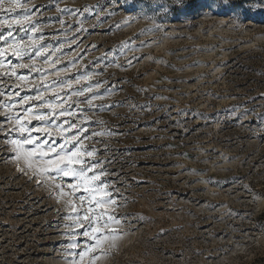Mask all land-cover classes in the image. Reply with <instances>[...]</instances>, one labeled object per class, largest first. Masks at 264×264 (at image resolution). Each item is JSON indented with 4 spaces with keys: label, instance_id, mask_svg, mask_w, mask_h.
I'll list each match as a JSON object with an SVG mask.
<instances>
[{
    "label": "rangeland",
    "instance_id": "rangeland-1",
    "mask_svg": "<svg viewBox=\"0 0 264 264\" xmlns=\"http://www.w3.org/2000/svg\"><path fill=\"white\" fill-rule=\"evenodd\" d=\"M24 2L38 33L20 25L0 33L9 43V31L25 42L31 35L48 61L9 54L0 72L11 71L9 61L27 64L16 72L28 81L19 88L16 77H0V104L11 92L23 115L19 97L36 96L42 75L49 84L89 77L73 88L91 86L95 107L55 91L77 113L57 123L83 126L119 205L118 246L97 264H264V10L245 0ZM13 127L0 117V264H72L79 249L69 244L86 238L67 198L17 163ZM50 130L31 135L63 143Z\"/></svg>",
    "mask_w": 264,
    "mask_h": 264
},
{
    "label": "snow or ice",
    "instance_id": "snow-or-ice-1",
    "mask_svg": "<svg viewBox=\"0 0 264 264\" xmlns=\"http://www.w3.org/2000/svg\"><path fill=\"white\" fill-rule=\"evenodd\" d=\"M230 2L231 0H223L225 5L230 4ZM245 4L253 9L264 10V0H245ZM174 5L182 7L183 0H174ZM58 11L66 12L68 10L58 9ZM31 13L32 9L24 0H0V27L7 26L12 29L13 25H20V31L26 34L29 31L36 34L39 29L33 24ZM7 35L11 37V43L3 33H0V41L5 43L4 47H0V69H5V60L9 54L17 59H23L32 51L33 56L43 57L45 62L48 61V56L45 55L46 49L31 35L28 37L29 42L13 37L12 31H9ZM71 63L74 64L75 61H71ZM7 67L11 71L0 72V77L7 76L9 79L16 77L21 83L15 85V87H25L28 77L18 75L16 69L28 68L29 65H13L9 61ZM64 71H67V69H64ZM88 79V76H77L73 80L58 75L57 79L49 84L42 75L40 86H36L34 89L37 93L36 96L19 97V92L15 93V96L19 97L18 103L23 109V115L15 113V104L12 100L13 93L11 92L8 93L9 99L0 104V107L5 108V112L0 113V117L10 123L14 122L12 131H18L20 134L19 139L8 141L13 145V153L17 163L19 164L22 161L24 168L33 170L34 175L46 178L38 181V183L51 182L53 192L58 198H67L65 203L71 208L73 222L86 238L83 247L75 242L69 244L70 249H79V251H73L72 253L74 257L72 264H97L101 256L109 255L111 249L118 246L117 242L121 235L119 230L113 227V225L120 224L115 212L119 205L103 179L106 174L103 168L98 167L100 162L94 159L96 151L94 149L89 150L83 143L84 139L88 138L86 135H81L82 132H85V129L82 125L78 126L67 119L64 120L63 124L57 123L60 117L77 115L72 111L70 104L66 106L60 92L55 91L57 87L61 91H64V89L70 90L72 96L84 97L82 102H86L89 107H95L92 101L97 98V95L92 92L91 86L85 85L78 89L73 88V83L80 84L81 80ZM49 88L53 90L56 100H60V103L47 100L42 89ZM85 93H90L91 98L86 96ZM3 94V91L0 90V95ZM64 94L68 95L67 92H64ZM29 101H39V104L24 108L23 106ZM33 120L40 122L42 127L35 129L29 127ZM50 129H54L61 136L63 143L57 144L55 140H42L31 135L35 131L51 137L52 131ZM73 129L76 131L73 132ZM93 135H101V133H93ZM17 170L22 171L23 169L18 168ZM66 178L69 181L67 190L64 186ZM57 179L61 182L56 183ZM77 199L80 201L79 207L76 204ZM85 204H87V208L81 217L80 208H83Z\"/></svg>",
    "mask_w": 264,
    "mask_h": 264
}]
</instances>
